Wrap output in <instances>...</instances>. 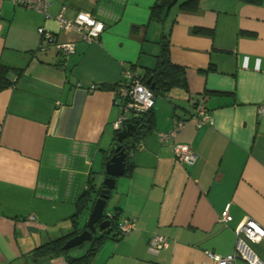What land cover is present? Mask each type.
Returning <instances> with one entry per match:
<instances>
[{
  "label": "crops",
  "instance_id": "1",
  "mask_svg": "<svg viewBox=\"0 0 264 264\" xmlns=\"http://www.w3.org/2000/svg\"><path fill=\"white\" fill-rule=\"evenodd\" d=\"M154 2L50 0L42 14L0 0V65L20 74L0 91V264H34L32 250L72 232L80 194L105 176L121 114L113 91L90 87L120 83L125 70L143 78L161 43L183 82L158 92L153 127L116 179L106 214L118 210L135 229L106 240L92 264H214L207 253L231 254L244 222L264 228V2L199 0L164 23L149 19ZM62 8L67 19L90 13L103 32L82 40L59 26ZM64 43L74 52L58 50ZM201 98L212 124L198 127ZM174 119L184 127L159 141ZM174 144L189 145L194 164L178 162ZM153 234L166 238L158 253L148 249ZM251 244L264 262V239Z\"/></svg>",
  "mask_w": 264,
  "mask_h": 264
},
{
  "label": "built area",
  "instance_id": "2",
  "mask_svg": "<svg viewBox=\"0 0 264 264\" xmlns=\"http://www.w3.org/2000/svg\"><path fill=\"white\" fill-rule=\"evenodd\" d=\"M14 5H20L31 9L38 13L46 14L47 8L50 5V0H10ZM64 9L57 16V22L64 29H75L81 34L84 41L92 42L99 37L104 30L103 22L97 20L88 12H78L72 19L64 17ZM38 34L46 42L53 41V36L44 28H39ZM64 55L74 52V43H64L56 45ZM243 67H247L243 64ZM12 82H15L16 75H9ZM96 86H91L90 89H95ZM116 100L115 104L120 108L121 114L113 123L115 133L122 131L127 124H132L133 121L139 120L150 112L155 106V96L152 89L142 82L139 76L129 70L123 73V80L113 91ZM191 118L195 120L198 127L206 124H212L211 115L204 103V100L198 99L194 103V110ZM186 121L183 119H174L171 131L167 133H159V141H169L184 127ZM174 158L182 163L192 165L195 162L196 156L192 149L187 144H174L172 147ZM112 217V214H107ZM33 219L32 217H30ZM135 229V220L128 218H120L117 226L118 238L128 236ZM236 244L234 251L226 256H220L213 253H207L209 259L214 264H237V261H243L247 264H264L250 247V243H259L264 239V228L259 226L252 220H247L236 230ZM166 245V238L153 234L148 243V249L151 253H158Z\"/></svg>",
  "mask_w": 264,
  "mask_h": 264
},
{
  "label": "trees",
  "instance_id": "3",
  "mask_svg": "<svg viewBox=\"0 0 264 264\" xmlns=\"http://www.w3.org/2000/svg\"><path fill=\"white\" fill-rule=\"evenodd\" d=\"M247 1L257 4L264 2V0ZM198 3L199 0H155L154 4L150 8L149 19L155 23H164L167 20L170 11L174 7L183 11L195 12L198 8ZM162 39L164 38L162 37ZM161 45V51L157 56L156 67L153 70H148L143 78L139 76L144 84H146L147 80L151 78V84H153L152 92L155 98L158 92H165L183 82L182 68L173 65L170 62L166 46L163 43H161ZM10 74L16 75L15 82H12L9 76ZM19 75V72L13 68L0 65V91L8 87H13L16 84ZM120 83L99 84L96 88L99 90L116 91ZM146 119H148V121H146ZM132 124H135L132 136L122 142L123 149L127 154V159L130 152L139 145L140 140L151 131L153 127V109L139 120H134ZM109 158L110 157H106L105 160L107 161ZM130 168L131 163L127 161L125 172L129 171ZM92 193H94V195H92ZM98 194L99 188H94V185L90 188L88 187L80 194L76 203L77 212L74 218H72V232L55 240L48 241L47 243L32 250V259L34 264H41L43 262L50 264L51 260L55 258H64L66 264H92L106 240L120 239L117 236V226L120 220V215L118 210H114L112 217H108L106 213L104 214V219L109 221L108 228L101 231L97 230L90 242L79 246L82 247L87 245L86 251L83 254L78 252L77 249H79V247L66 251L62 249L67 240L85 229L86 219L84 220L82 216L89 215ZM82 220L85 222L80 226Z\"/></svg>",
  "mask_w": 264,
  "mask_h": 264
},
{
  "label": "water",
  "instance_id": "4",
  "mask_svg": "<svg viewBox=\"0 0 264 264\" xmlns=\"http://www.w3.org/2000/svg\"><path fill=\"white\" fill-rule=\"evenodd\" d=\"M150 89H153L151 78L146 82ZM148 121V119H146ZM135 124H127L126 127L117 133L116 141L112 146L110 158L104 165V178L99 187V194L94 201L92 209L85 223V229L79 234L67 240L62 249L70 250L88 243L92 240L97 230H105L109 226V221L104 219V214L109 209L108 203L116 188V179L125 175L127 154L123 149L122 142L131 137Z\"/></svg>",
  "mask_w": 264,
  "mask_h": 264
},
{
  "label": "rangeland",
  "instance_id": "5",
  "mask_svg": "<svg viewBox=\"0 0 264 264\" xmlns=\"http://www.w3.org/2000/svg\"><path fill=\"white\" fill-rule=\"evenodd\" d=\"M102 172H104V171L102 170ZM102 175H103V173H102ZM102 181H103V179L100 182V178H99V185H101ZM108 207H111V205L109 203H108ZM250 246L253 249V251H255L256 254H257V248H256V246L254 244H251V243H250ZM86 248H87V245H84L82 247H79V249H77V250H78V252H80L81 254H83L86 251Z\"/></svg>",
  "mask_w": 264,
  "mask_h": 264
}]
</instances>
